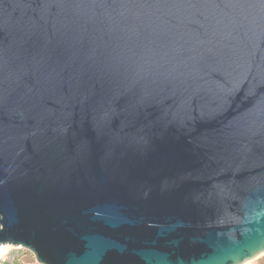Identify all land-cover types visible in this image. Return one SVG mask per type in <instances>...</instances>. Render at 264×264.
Here are the masks:
<instances>
[{
    "label": "water",
    "instance_id": "95a60500",
    "mask_svg": "<svg viewBox=\"0 0 264 264\" xmlns=\"http://www.w3.org/2000/svg\"><path fill=\"white\" fill-rule=\"evenodd\" d=\"M39 264L264 255V0H0V246Z\"/></svg>",
    "mask_w": 264,
    "mask_h": 264
},
{
    "label": "rangeland",
    "instance_id": "374dc122",
    "mask_svg": "<svg viewBox=\"0 0 264 264\" xmlns=\"http://www.w3.org/2000/svg\"><path fill=\"white\" fill-rule=\"evenodd\" d=\"M252 261L249 264H253ZM0 264H39L35 255L22 247L10 248L3 258H0Z\"/></svg>",
    "mask_w": 264,
    "mask_h": 264
},
{
    "label": "bare ground",
    "instance_id": "6f19581e",
    "mask_svg": "<svg viewBox=\"0 0 264 264\" xmlns=\"http://www.w3.org/2000/svg\"><path fill=\"white\" fill-rule=\"evenodd\" d=\"M14 246L11 245V244H3L2 246H0V258H3L5 256V254L8 253L9 249L10 248H13ZM256 259H252V260H249L248 262H246L245 264H249L251 263L252 261H254Z\"/></svg>",
    "mask_w": 264,
    "mask_h": 264
},
{
    "label": "crops",
    "instance_id": "0c3cea01",
    "mask_svg": "<svg viewBox=\"0 0 264 264\" xmlns=\"http://www.w3.org/2000/svg\"><path fill=\"white\" fill-rule=\"evenodd\" d=\"M253 264H264V255L256 259Z\"/></svg>",
    "mask_w": 264,
    "mask_h": 264
}]
</instances>
